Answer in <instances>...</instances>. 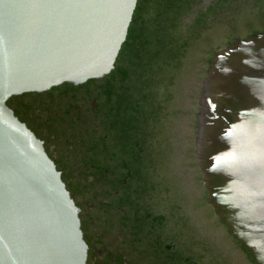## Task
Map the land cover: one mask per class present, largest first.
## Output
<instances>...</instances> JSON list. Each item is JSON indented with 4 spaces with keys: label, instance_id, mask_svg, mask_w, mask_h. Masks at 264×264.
Returning <instances> with one entry per match:
<instances>
[{
    "label": "water",
    "instance_id": "obj_1",
    "mask_svg": "<svg viewBox=\"0 0 264 264\" xmlns=\"http://www.w3.org/2000/svg\"><path fill=\"white\" fill-rule=\"evenodd\" d=\"M139 0H0V264H86L78 209L7 100L115 69ZM195 146L216 214L264 264V32L215 52Z\"/></svg>",
    "mask_w": 264,
    "mask_h": 264
},
{
    "label": "flooded vegetation",
    "instance_id": "obj_2",
    "mask_svg": "<svg viewBox=\"0 0 264 264\" xmlns=\"http://www.w3.org/2000/svg\"><path fill=\"white\" fill-rule=\"evenodd\" d=\"M193 10L186 23L264 24V0H195ZM112 89L65 83L7 100L75 202L86 264H252L209 202L196 146L129 139Z\"/></svg>",
    "mask_w": 264,
    "mask_h": 264
},
{
    "label": "trees",
    "instance_id": "obj_3",
    "mask_svg": "<svg viewBox=\"0 0 264 264\" xmlns=\"http://www.w3.org/2000/svg\"><path fill=\"white\" fill-rule=\"evenodd\" d=\"M194 3L139 0L115 69L88 81L118 90V123L129 139L179 148L176 139L181 140L179 128L186 118L183 129L194 147L201 85L215 52L264 32V24H206L202 14L186 23ZM250 262L256 264L251 257Z\"/></svg>",
    "mask_w": 264,
    "mask_h": 264
},
{
    "label": "rangeland",
    "instance_id": "obj_4",
    "mask_svg": "<svg viewBox=\"0 0 264 264\" xmlns=\"http://www.w3.org/2000/svg\"><path fill=\"white\" fill-rule=\"evenodd\" d=\"M187 121V119L185 118V121L184 122H186ZM184 122H181V125H180V139L181 140H178V139H176V142L182 147V148H187V147H189L190 146V139L188 138L189 136H190V134L188 133V131L186 130V129H183V127H184V125H185V123ZM185 128V127H184Z\"/></svg>",
    "mask_w": 264,
    "mask_h": 264
}]
</instances>
